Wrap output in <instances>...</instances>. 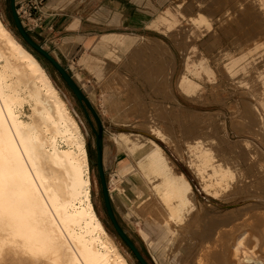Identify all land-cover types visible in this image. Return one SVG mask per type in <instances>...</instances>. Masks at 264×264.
I'll return each instance as SVG.
<instances>
[{
  "label": "bare ground",
  "instance_id": "1",
  "mask_svg": "<svg viewBox=\"0 0 264 264\" xmlns=\"http://www.w3.org/2000/svg\"><path fill=\"white\" fill-rule=\"evenodd\" d=\"M254 2L260 12L264 13V0H254ZM179 13L176 10L167 13L162 18H158V22L169 21L167 31L173 30L177 26L180 27L183 20L181 19L183 14L180 16ZM204 13L192 15H195L192 22L197 29L195 30L197 37L202 34L203 28L209 30L212 26L211 20ZM77 25L78 21L75 20L71 27L75 28ZM198 29H201L200 32ZM192 36L191 38L195 39L194 35ZM154 42L163 46L164 58L170 57L169 62L174 72L176 66L173 52L166 45L164 47L161 41ZM147 43L143 37H134L129 33L123 34L122 37H103L94 50L105 53V49L110 45H113L115 50L116 48L130 50L135 49L133 47H145ZM193 43L192 47L190 45L191 51L187 50L188 53L185 57L183 56L184 68L178 82L179 87L187 92L191 88L194 91H199L201 88V85L191 82L190 74L197 77L203 76L204 79L214 75L204 55L199 53L200 56L194 57L198 48ZM73 45L65 42L62 48L68 52ZM259 59H264V51L260 46L253 48L251 46L240 56H231L225 68L233 77L243 74L241 83H251L252 92L258 97L263 112L254 104L252 109L255 114L257 113L264 133V75L258 74L257 86L250 81L253 79L250 69ZM26 105L28 112L27 116H24ZM141 105L140 101H137L135 105L137 108L135 106L130 108L128 116L136 114V116H142ZM128 106L131 107L132 103L129 102ZM182 116L184 115L181 112ZM149 124L152 134L164 139L170 138L171 134L163 133L155 123ZM144 133L142 131L136 134L125 131L121 133L120 136L126 144L125 150L135 164L124 167L120 172L119 180L111 185L110 193L122 195L123 200L138 213L144 222L142 231L152 242L154 249H159L161 256L168 257L169 250L166 243L176 240L182 243L187 238L185 235L189 229L186 220L188 214L196 208L195 191L184 174H178L173 170L160 145L148 149L147 142L141 137ZM188 145L190 166L200 178L202 190L206 194L203 208L205 209L204 205H207L217 214L210 217L229 225L239 218L246 219L254 216L264 218V195L259 194L264 189L262 183L264 176L257 175V178L250 180L251 182H244L246 176L243 173V166L241 162L234 159L235 156L219 158L220 153L218 154L212 146L205 143L200 136L195 137L194 141ZM228 152L230 154V151ZM88 166L86 140L67 101L54 85L37 56L10 32L0 18V264H134L120 249L112 234L106 230L95 211L90 195ZM260 167L264 170V165ZM250 187L256 192L252 191L251 195L240 200L228 201L243 189L250 191ZM258 190H260L259 193H257ZM226 197L228 200L222 202L221 200ZM260 233L256 236L253 232L249 234L248 231H242L231 239L233 240L231 245L230 240L228 244H218L215 247L217 242H213L211 246L208 245L207 239L210 240V237H202L204 241H200L203 242L200 243L201 245L194 239L197 247L190 244L193 252H197L193 255L196 259L194 263L257 264L258 254L264 253V242L259 243L261 235L264 241V228L261 235ZM176 244L178 246L177 242ZM180 246L181 251L186 249L183 245ZM174 256L176 257V254ZM181 259L179 262L176 260L175 264H181Z\"/></svg>",
  "mask_w": 264,
  "mask_h": 264
},
{
  "label": "rangeland",
  "instance_id": "2",
  "mask_svg": "<svg viewBox=\"0 0 264 264\" xmlns=\"http://www.w3.org/2000/svg\"><path fill=\"white\" fill-rule=\"evenodd\" d=\"M254 3V0H221V2L220 0H15L17 12L29 35L68 70L90 100L102 122L103 163L109 190L111 185L119 180L120 172L124 167L135 164L127 150H125L126 144L120 136L123 131L135 134L139 131L145 132L141 134V137L147 142L148 149L160 145L168 157L173 170L178 174H184L192 183L195 191L196 208L188 214L186 220L189 229L185 235L187 238L182 243L177 240L170 243L167 242L168 257L166 255L161 256L159 249H154V245L146 238L142 231L144 222L138 213L123 200L122 195L118 193H112L111 195L110 193L112 206L118 222L149 264H175L176 260L179 262L181 258L185 259L184 261L187 264H197V262L194 263L196 259L193 258V255L197 252H193L192 246L197 247V243L200 244V241H204L202 237H210V240L207 239L209 246L213 242H217L214 245L215 247L218 244H228L231 239L242 233V231H248L249 234L253 232L256 236L260 232L262 233V228H264V218L262 217L239 218L231 222L233 226L229 225V223H227L228 225L223 224L219 219L210 217V215L217 216V214L207 205H204L205 209L203 208L206 194L202 190L200 178L190 166L188 145V143L194 141L195 137L200 136L204 139L205 143L212 146L218 154L220 153L219 158L223 159L235 156L234 159L241 162L243 166V173L246 176L244 182H251L255 177L257 178V175L258 177L264 176V170L260 167L264 165V133L260 127L261 124L258 121L257 113L255 114L252 109L253 104L261 108L258 97L256 94H253L251 83H241L244 77L243 74L233 77L225 68L231 56L236 55L238 57L246 52L248 48H251V46L252 48L260 46L262 51H264V15L262 16L264 13H261ZM193 5L194 8H192ZM207 9L209 13H207ZM175 10L180 12V16L183 14L182 18L180 17L183 20L180 27L177 26L173 30L167 31L166 27L169 21L158 22V18L160 19L163 15L165 16L167 13ZM251 11L254 12L252 13ZM199 12H205L204 14L211 20L212 26L209 30L203 28L202 34L197 37L195 34V30L197 29L194 27L192 19ZM193 14L195 15L192 16ZM0 18L10 32L37 56L54 85L67 101L86 140L90 195L95 211L106 230L112 234L124 254L134 264H141L130 247L117 233L107 212L97 165L96 134L92 128L94 126L99 130V122L89 107L79 101L74 91L54 65L23 39L13 18L11 0H0ZM58 18L61 19L58 21ZM75 20L82 27L81 29L79 27L81 33L91 30L97 34L107 33L101 38L107 36L122 37L123 34L130 33L134 37H143L145 43H149L145 44L146 48L138 46V48L133 47L135 49L130 50L120 48H116L115 50L113 45H110L105 49V53L96 52L95 50L74 51L76 46L65 52L62 44L70 41L69 39H78L80 37L75 38L72 32L70 33L72 29L68 27V24ZM100 21L107 22V24L103 27H97L96 24ZM251 26L254 27V30ZM200 30L198 29L199 32ZM184 31L190 35L188 36L191 40ZM208 33L211 34L209 35ZM175 35L178 38H175ZM192 35L195 37V39L193 38L194 40L191 38L193 37ZM155 40L161 41L160 43L164 47L166 45L173 52L176 66L174 72L169 62L171 61L170 57L167 55L168 58H164L165 50L159 43L154 42ZM187 40L189 42H186ZM192 43L196 44L198 48L197 54L194 57L196 55L200 56V54L204 55L215 76L212 75L204 79L203 76L197 77L190 74L192 78L191 82L198 86L201 85V88L199 91H194L191 88L187 92L183 91L182 87H179L178 82L184 68L185 58L183 56L185 57V54L191 51L190 45ZM181 46L185 48H181ZM162 53L163 55H161ZM251 74L253 79L250 81H253L254 86H257L258 74L264 75V59H259L254 63V66L250 69ZM206 78L211 81H208ZM255 89L256 87H254ZM137 101H140L142 104L141 110L143 111V115L136 116V114L129 117L128 111L137 104ZM129 102L132 103L131 107L128 106ZM135 108L137 107L135 106ZM25 110L24 116H27V105ZM261 111L263 112L262 108ZM181 112L184 115L182 117ZM255 119L258 123L257 121L255 122ZM149 123H155L163 133L171 134L170 138L164 139L158 137L156 134H152ZM147 147L145 148L146 150ZM225 149L230 151V154ZM225 151L226 154H224ZM262 183L264 184V179ZM236 185L240 186L241 183H236ZM243 190L229 200L227 197L224 200H220L222 202H226L227 200L236 201L256 192L251 187L249 188L250 191ZM262 191L264 189L259 194L263 196L264 192L262 193ZM210 223L213 224L210 225ZM192 234L193 236H191ZM260 238L259 243L263 244L262 235ZM194 239L198 242L195 243ZM230 242L231 245L233 240ZM180 245H183L186 249L181 251L179 249ZM175 250L176 252L178 250V252L176 253ZM175 254L176 257L174 256ZM182 254L184 255L182 256ZM258 258L257 264H264L263 252L258 254ZM183 259H181V264H185Z\"/></svg>",
  "mask_w": 264,
  "mask_h": 264
},
{
  "label": "water",
  "instance_id": "3",
  "mask_svg": "<svg viewBox=\"0 0 264 264\" xmlns=\"http://www.w3.org/2000/svg\"><path fill=\"white\" fill-rule=\"evenodd\" d=\"M11 8L13 13V18L15 21V24L23 37V39L37 52H39L41 55H43L46 59H48L54 67L61 73L64 80L67 82V84L70 86V88L74 91L75 95L79 99V101L83 104L85 103L89 109L92 111L93 115L99 122V130H97L94 126L92 127L95 134H96V145H97V165L100 172V178L101 183L103 187V193H104V199H105V205L107 208L108 215L113 222L114 228L116 229L117 233L120 235V237L125 241V243L130 247V249L135 254L136 258L141 262V264H149L148 261L144 258V256L141 254L135 243L132 241V239L128 236V234L125 232V230L122 228L120 223L118 222L113 206L112 201L110 197V190L108 188V183L106 180L105 170H104V163H103V133H102V122L96 113L94 107L92 106L90 100L86 97L83 90L79 87V85L74 80L73 76L68 72V70L44 47H42L40 44H38L28 33V31L25 29L23 22L17 12L15 0H11ZM87 112V111H86ZM87 116L89 117V114L87 113Z\"/></svg>",
  "mask_w": 264,
  "mask_h": 264
},
{
  "label": "crops",
  "instance_id": "4",
  "mask_svg": "<svg viewBox=\"0 0 264 264\" xmlns=\"http://www.w3.org/2000/svg\"><path fill=\"white\" fill-rule=\"evenodd\" d=\"M54 11V10H53ZM61 18H58V21ZM74 22V21H73ZM73 22H70L68 24V27H70L72 30H70V33L72 32V35L76 37L80 36L78 39H69L70 41H68L67 43H72L74 44L73 46H76L74 51H93L94 47L96 46V44L98 43V41L101 39V37L107 33H96L93 30L89 31V32H85L83 31L81 33L80 29L82 28L81 25H77V27H71V24ZM79 23V22H78ZM57 24V21H56ZM105 24H107V22H98V24H96L97 27H103ZM90 25V24H89ZM83 26V25H82ZM80 27V29H79ZM69 28V29H70ZM76 29H78L77 31H75ZM90 29V28H89ZM69 32V30H67ZM75 31V33H74ZM110 33V32H109ZM111 33H115V32H111ZM69 38V36H68Z\"/></svg>",
  "mask_w": 264,
  "mask_h": 264
}]
</instances>
